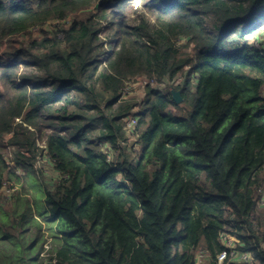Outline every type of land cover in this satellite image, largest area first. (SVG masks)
I'll return each mask as SVG.
<instances>
[{
	"label": "trees",
	"instance_id": "obj_1",
	"mask_svg": "<svg viewBox=\"0 0 264 264\" xmlns=\"http://www.w3.org/2000/svg\"><path fill=\"white\" fill-rule=\"evenodd\" d=\"M129 2L0 0V42L43 34L0 56V197L7 183L14 201L0 211V264H264V43L247 41L264 30V0H141L136 24ZM186 66L181 103L146 86L137 150L124 84ZM43 154L52 184L35 168ZM24 175L49 219L29 221L40 192L14 187Z\"/></svg>",
	"mask_w": 264,
	"mask_h": 264
},
{
	"label": "rangeland",
	"instance_id": "obj_2",
	"mask_svg": "<svg viewBox=\"0 0 264 264\" xmlns=\"http://www.w3.org/2000/svg\"><path fill=\"white\" fill-rule=\"evenodd\" d=\"M138 1H140V2L138 4H136ZM137 6H140V7L137 8ZM95 7H96V5H95ZM95 7H92L91 9H95ZM141 7L142 8L144 7V9H146L144 4L141 3V0H130V2L128 3L126 15L124 17L128 20V22L130 24H136L138 22V14L137 13L144 12V10H140L137 13L135 12V10L140 9ZM72 15L74 16V18H83V17H86L88 15V11L87 10H81V11L75 12ZM73 16H72V18H73ZM58 24L61 25V23H59V22L57 24H55V21H52L50 26L49 25L45 26V29L51 27V29H49V32H50L52 30V28H54V25H58ZM39 35L42 36L43 34L41 33V31L39 32V29H37V30L32 32L31 36L33 38H30L29 37L30 35L23 34V35H18V36H12V37H10V39L5 40L3 42H0V56H4L5 58H9L8 52L11 49L19 47L22 43H28L29 44L34 38L39 37ZM108 35L109 34L104 31L103 39L104 40L107 39ZM257 36H258V38L264 40V31H261L260 33H258ZM255 40H257V39L255 38ZM181 43H182V41H181ZM183 44H185V42H183ZM190 49H191V47L186 49V51L189 52ZM21 68H23V64H21ZM187 70H189V67L187 68ZM41 73L44 74L43 72H41ZM138 77H136V78L132 77V79H131V81L134 80L135 83L133 82L134 85L131 86V90H132L133 93L129 96L131 98H134L136 100V103H138L139 100H143L145 98V95H146V87L143 88L140 84L137 83L138 82V80H137ZM184 77L186 78V73L185 72H184L183 80H184ZM128 83L129 82H127L126 85L124 84V86H125L124 88H126L128 86ZM0 89L2 90V92L6 93V94L8 93V90H7L8 87L5 86L4 83H0ZM176 112L178 113V111H176ZM45 140H46V135L42 134L41 136H39L38 144L41 147H44V148L47 147ZM135 140H136V138L131 139L129 141V143L130 144H134V148H136L138 150L140 148V146H137L135 144ZM101 149L106 151V152H110L112 154L111 156L113 158V154L115 153V151H113L111 149L110 145L109 146H104V147L101 146ZM11 150H13L12 147H9V146H8V148L6 147V153L7 152L11 153ZM4 151H5V149H4ZM45 154H43L42 156L38 157L37 161L35 162V168L37 169V171L40 174L43 173L42 178H41L42 180L52 184L54 182V178L56 179L57 174H56V171H55V169L53 167L52 162L50 161V159L48 157L44 156ZM21 172L23 173V171H21ZM34 183H35V185L37 187V190L41 191L42 188L39 185L40 182H38V181L33 182V180H31L30 178L26 177L25 175L22 178V183L19 184V185L14 184V187L16 189H19V190L21 189L22 193L23 192H29L28 193L29 198L33 201V198H32L31 195L33 194V185H34ZM6 185H7V183L4 184L5 188L2 189V196L0 197V201L4 202L5 205L1 207L0 211H6V210L9 211V209H12V207H13L12 202H14V201H8V200L4 199L6 197L8 198L9 196H13L12 195L13 194V189L9 185H7V186ZM37 196L38 197L40 196V198L37 200L36 203H33V206L30 209H28V211H27V216H28L29 221L32 220L33 213L36 216L39 214L40 216H45L48 219L51 216L50 211L45 207V204L43 203V194H42V192L38 193ZM262 196H263V201L261 202V206L264 207V190L262 191ZM9 200H12V198L11 199L9 198ZM33 207H34V211H33ZM18 209H19V212H21V209L20 208H18ZM36 229H37L36 226L33 225L32 228H31V231L35 232ZM2 232L3 231L0 229V234H2ZM13 233L14 234H18L19 231H13ZM228 236L229 237L224 239V241H225V243L228 246L231 247V245L235 244V239L233 238L232 235H228ZM38 248H40V244L39 243H38V245L35 244L33 246V248H32L33 252L31 254L32 255L33 254L34 255L37 254L38 253ZM44 250H48L49 252H51V246H49L48 248L45 247ZM198 250H200V248Z\"/></svg>",
	"mask_w": 264,
	"mask_h": 264
},
{
	"label": "built area",
	"instance_id": "obj_3",
	"mask_svg": "<svg viewBox=\"0 0 264 264\" xmlns=\"http://www.w3.org/2000/svg\"><path fill=\"white\" fill-rule=\"evenodd\" d=\"M59 23L60 21L57 20ZM55 21V24H57L58 22ZM59 25V24H58ZM39 29V32H40V27H34L32 28V32ZM264 31V30H263ZM257 40H255V37H249L247 38V41L249 43H252V44H255V45H260L262 43H264V40L263 39H260V38H256ZM182 41V40H181ZM188 67L185 68V73H186V70H187ZM184 72H180L178 73L176 76H174L172 79H165V81H157L156 79L154 78H150L146 75H138L136 77L137 80H138V84H140L143 88H145L146 86L148 85H152L154 86L156 89H159V90H166L168 88H173V87H178V86H182L183 83L185 82V77H184V80H183V76H184ZM135 77V78H136ZM128 83V86L126 88H124V97L127 98L129 97L133 92L131 90V86L134 85L135 81L131 79L127 80ZM126 82V83H127ZM134 82V83H133ZM126 85V84H125ZM125 87V86H124ZM144 100V99H143ZM143 100H139L138 103H136V105L133 107V109L131 110L130 114L128 116H126L124 118V122H125V132H126V135L129 139V141L131 139H134V138H137V125H138V122H139V114L142 110V106L144 104V101ZM110 144L107 143L106 141L104 142H101L100 143V146L104 147V146H109ZM108 153V152H107ZM112 154L109 152L108 153V157L109 159L112 158L111 156ZM263 190L261 189V192ZM227 238V236L225 237V239ZM50 246L49 243H47L45 245L46 248H48ZM228 246V245H227ZM48 255H50L49 251L48 250H45L43 253H42V256L43 257H47ZM201 255V253H200ZM227 256V252L224 251L222 252L220 255H219V262L223 263V261L225 260Z\"/></svg>",
	"mask_w": 264,
	"mask_h": 264
},
{
	"label": "water",
	"instance_id": "obj_4",
	"mask_svg": "<svg viewBox=\"0 0 264 264\" xmlns=\"http://www.w3.org/2000/svg\"><path fill=\"white\" fill-rule=\"evenodd\" d=\"M171 95L173 99L175 100V102L181 103L183 101V96H182V92L180 89L173 87L171 89Z\"/></svg>",
	"mask_w": 264,
	"mask_h": 264
},
{
	"label": "clouds",
	"instance_id": "obj_5",
	"mask_svg": "<svg viewBox=\"0 0 264 264\" xmlns=\"http://www.w3.org/2000/svg\"><path fill=\"white\" fill-rule=\"evenodd\" d=\"M139 2H140V1H138L136 4H138ZM132 3H133V2H132ZM180 42H181V41H180ZM182 42H185V41H182ZM190 47H192V46H190ZM186 67H188V66H186ZM186 67H185V68H186ZM185 68H184V71H185ZM184 71H181V73L184 72ZM186 72H187V71H186ZM185 79H186V78H185ZM183 84H184V83H183ZM175 88H177V87H175ZM169 89L171 90L172 88H169ZM166 90H168V89H166ZM166 90H163V91H166Z\"/></svg>",
	"mask_w": 264,
	"mask_h": 264
}]
</instances>
